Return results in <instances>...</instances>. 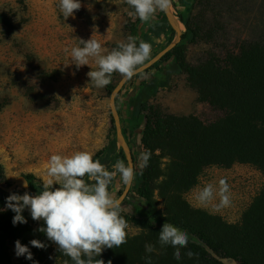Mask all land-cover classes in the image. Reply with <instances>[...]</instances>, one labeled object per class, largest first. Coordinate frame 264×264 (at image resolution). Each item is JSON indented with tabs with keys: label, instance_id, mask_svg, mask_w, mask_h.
Returning <instances> with one entry per match:
<instances>
[{
	"label": "trees",
	"instance_id": "1",
	"mask_svg": "<svg viewBox=\"0 0 264 264\" xmlns=\"http://www.w3.org/2000/svg\"><path fill=\"white\" fill-rule=\"evenodd\" d=\"M257 1L194 0L188 16L177 15L185 27L179 50L165 55L138 76L136 79L141 81L132 92L123 94L127 85L118 96L124 133L136 163L135 180L125 202L132 213L123 217L143 233L134 238L127 236L125 244L106 248L96 259H103L105 264H145L142 257L151 255L152 264H264V190L239 224L197 208L186 198L211 167L251 165L264 174V27L258 29V37L232 42V33L242 25L252 35ZM165 20L164 16L159 23ZM143 26L141 21L132 25V34L136 35ZM144 36L139 37L146 42ZM198 41H205L212 49L204 63L192 66L186 61L185 51ZM174 74H185L187 82L199 88L201 102L218 115L216 119L192 116L183 121L161 111L154 102L153 84L158 79L168 81ZM134 79L129 83L133 84ZM119 81L114 72L107 85L111 94ZM141 120L145 121L143 128L139 127ZM139 142L144 153H151L143 169L139 168L136 156ZM119 153L124 157L122 150ZM106 156L100 152L93 160L103 164ZM85 180L91 183L88 177ZM158 181L164 211L159 210L154 197ZM0 183L10 186L1 165ZM132 193L137 199L130 198ZM8 196L0 197V209L5 208ZM14 215L11 210L0 211V264H33V260L40 264L50 254L53 243L43 233L34 231L28 210L23 212L26 224L14 226ZM165 222L188 233V245L181 249L179 261L174 259V248H161L157 242ZM32 239L47 247H32ZM16 240L29 247L33 260L24 256L14 260L11 248H15ZM146 243L153 244L156 251L146 254ZM189 250L197 253L198 258L189 259L185 255ZM65 257L73 264L70 257Z\"/></svg>",
	"mask_w": 264,
	"mask_h": 264
},
{
	"label": "rangeland",
	"instance_id": "2",
	"mask_svg": "<svg viewBox=\"0 0 264 264\" xmlns=\"http://www.w3.org/2000/svg\"><path fill=\"white\" fill-rule=\"evenodd\" d=\"M193 2L173 0L176 14L188 16ZM81 4L74 17L64 20L57 7L58 0H0V165L8 185L21 177L31 178L28 180L32 195L42 190L43 182L48 178L46 165L54 154L67 156L76 151H88L94 158L105 152L103 165L109 171L113 170L117 160L128 164L125 156L119 153L121 147L110 109L111 92L107 86L95 87L87 76L91 69L96 70L94 60L90 58V67L83 66L78 70L71 64L65 67L70 63L71 48L82 46L79 39L87 41L93 36L101 43L103 54H107L119 42H126L128 36L136 37L138 44L139 36L145 35L144 39L151 45L150 57L175 39L168 21L159 23L165 16L163 12L158 11L148 23L144 22L142 30L134 35L132 25L139 24L140 20L128 15L133 10L125 0H81ZM256 7L252 35L243 29V25H237L241 27L232 33V42L259 36L258 29L264 27V0H258ZM182 30H185L184 25ZM211 49L205 41L188 45L185 51L187 63L192 66L204 63ZM121 78L117 73V80ZM164 79H158L152 90L155 91V104L166 116L183 121L192 116L209 121L218 117L201 102L199 88L190 85L185 74H174L168 81ZM140 81L135 78L123 94L132 92ZM144 126L145 121L141 120L139 127ZM139 145L140 142L136 156L140 164L144 151ZM221 179L229 185L230 205L214 211L211 205L198 204L195 191L209 183L217 186ZM159 182L155 183L154 197L159 210L164 211ZM125 186L117 174L108 190L118 199ZM263 190L261 170L238 164L231 169H207L200 184L186 198L197 208L219 215L228 223L239 224ZM15 192L23 195L25 190L19 186ZM4 195L9 194L0 190V197ZM130 198L137 199L133 193ZM217 202L213 201V204ZM123 208L122 216L132 213L127 203ZM42 224L43 221H31L33 229ZM126 232L134 238L143 230L129 223ZM11 253L14 260L19 261L14 247ZM65 262L69 264L53 244L50 254L43 257L40 264Z\"/></svg>",
	"mask_w": 264,
	"mask_h": 264
},
{
	"label": "clouds",
	"instance_id": "3",
	"mask_svg": "<svg viewBox=\"0 0 264 264\" xmlns=\"http://www.w3.org/2000/svg\"><path fill=\"white\" fill-rule=\"evenodd\" d=\"M133 10L128 15L141 22L150 21L157 12H166L171 7V0H125ZM59 12L64 20L74 17L81 9V0H58ZM90 9V7H89ZM80 45L71 48L70 64L76 69L89 66L92 58L96 70H90L87 76L97 88H103L111 82L112 74L119 73L126 79L137 75L138 69L145 66L151 55V45L136 37L128 36L126 42H119L107 54H103L101 43L93 36L87 41L79 39ZM90 67V66H89ZM151 153L141 154L139 168L147 166ZM119 175L124 185H129L135 178L136 168L132 164L117 160L113 170L109 171L99 160H93L88 151H76L67 156L51 155L46 165V176L42 190L36 195L25 191L23 195L12 192L6 197L5 208L15 215L12 224H26L23 212L28 210L33 221H43V225L35 229L43 233L49 241L57 246V250L70 257L73 264H105L99 257L104 249L120 247L127 242L128 223L121 215L124 211L122 200L116 199L108 190L114 178ZM88 180L91 183L85 180ZM23 186L28 187L25 181ZM194 198L201 206H212L219 211L231 203L230 189L226 180L221 179L217 186L209 183L194 193ZM213 201H218L213 204ZM189 236L186 231L171 223L165 222L158 235L161 248L171 246L173 255L181 260V249L188 245ZM32 247L45 249L47 245L38 239L29 241ZM145 253L156 251L153 244L144 245ZM15 255L33 260V254L27 245L15 241ZM185 255L192 259L198 254L187 251ZM84 257V258H82ZM145 264H152L151 255L142 257ZM33 264H38L33 260ZM67 264V262H65ZM111 264V261H109Z\"/></svg>",
	"mask_w": 264,
	"mask_h": 264
},
{
	"label": "water",
	"instance_id": "4",
	"mask_svg": "<svg viewBox=\"0 0 264 264\" xmlns=\"http://www.w3.org/2000/svg\"><path fill=\"white\" fill-rule=\"evenodd\" d=\"M163 13L166 17V20L168 21L170 29L175 34V39H174L173 43L170 44L169 46L157 50L149 58V60L145 64V66L138 69L137 75H134L131 79L137 78L141 74L147 72L152 67H154L165 55L178 51L182 45L183 34H184V31L182 30L183 24L179 20V18L177 17L173 0H171V7L166 12H163ZM131 79H126L124 77H122L120 79V81L118 82V84L116 85L115 89L113 90V92L111 94L110 109H111V114H112V117L114 120L116 132H117V142H118L119 146L121 147V150H122L128 164H132L134 166V168H136L133 149H132V146L129 144V142L125 136L122 118H121V115H120V112L118 109V103H117L118 96L124 90V88L128 85V83L130 82ZM134 180H135V178H134ZM134 180L129 185L125 186L123 193L118 198L119 200H122L123 204L126 202L127 198L130 195ZM25 181L28 182L27 188H25L23 186ZM19 186H22L25 191L30 193V182L28 179H26L24 177L19 178L16 182H14L10 186H6V185L0 183V190H2L3 192H5L7 194H10L12 192H15V190Z\"/></svg>",
	"mask_w": 264,
	"mask_h": 264
}]
</instances>
